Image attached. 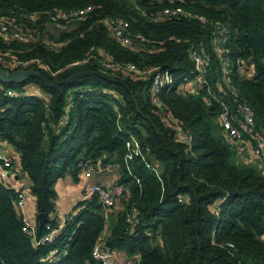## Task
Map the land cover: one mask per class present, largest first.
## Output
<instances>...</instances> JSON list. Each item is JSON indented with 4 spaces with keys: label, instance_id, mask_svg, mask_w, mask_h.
Returning a JSON list of instances; mask_svg holds the SVG:
<instances>
[{
    "label": "trees",
    "instance_id": "16d2710c",
    "mask_svg": "<svg viewBox=\"0 0 264 264\" xmlns=\"http://www.w3.org/2000/svg\"><path fill=\"white\" fill-rule=\"evenodd\" d=\"M87 5L93 9L84 20L49 31L50 14ZM7 20L33 36L21 42L0 33L2 56L38 58L56 71L34 66L50 82L82 74L57 86L36 76L0 81V140L18 154L37 211L52 212L55 183L76 176L80 160L115 166L114 183L127 192L123 207L107 214L96 195L84 199L56 239L66 254L49 257L53 245H36L22 232L16 190L0 181V264H95L100 233L108 248L138 256V264H264V173L233 162L242 147L219 123L223 103L235 111L244 102L264 142V0H0V25ZM111 20L128 23L131 46L113 36ZM223 30L220 53L215 39ZM199 48L202 82L183 90L182 75L194 68L190 53ZM240 63L253 67L252 77ZM154 67L176 74L160 89L159 105L152 73L142 71ZM30 83L40 95L6 94ZM132 140L137 153L126 159ZM131 206L136 218L128 224Z\"/></svg>",
    "mask_w": 264,
    "mask_h": 264
},
{
    "label": "built area",
    "instance_id": "2783aa9c",
    "mask_svg": "<svg viewBox=\"0 0 264 264\" xmlns=\"http://www.w3.org/2000/svg\"><path fill=\"white\" fill-rule=\"evenodd\" d=\"M92 6L87 5L77 10L71 12H58V15H49V23L55 24L58 27H65L73 21L84 20L88 14L92 11ZM167 9L164 10V13H168ZM181 12L180 8H176L173 10V13ZM7 24L0 25V33L10 39H14L17 41L25 42L32 39V34L24 29V27L20 24H14L10 20L6 21ZM109 28L112 31L114 37H116L121 43L127 46L132 45V39L130 37V33L128 31V23L123 21H110ZM221 34V39H215V41L220 43L219 51L220 53H225L226 49L222 47V43L226 40V30H223L219 33ZM54 44V43H50ZM190 56L193 60L194 68L188 70L186 73L182 75V81L184 85H188L190 83H201L203 76L205 74V66H206V54L203 48L193 49L190 53ZM79 61H73L70 65H77ZM102 63H106V65L114 68H118V65L110 63L109 61L102 60ZM223 64L228 65V58H223ZM34 66L39 67L47 71L51 75H55L56 71H52L51 68L39 60L38 58H30V59H21L18 57H4L0 54V67L6 69L8 71H28L35 70ZM127 69L130 71H139V69L134 65L130 64L127 66ZM239 70L241 73L245 74L247 77H252L253 67L251 65H246L245 63H240ZM146 73H152L151 80V95L152 101L157 105L160 104V100L158 97V93L161 88L169 87L173 84L174 78L176 77L175 73H172L168 69H161L159 67H154L150 70H142ZM40 89L30 83L28 85H24L19 90H6V94L9 96H25V95H38V92L41 94ZM37 91V92H36ZM66 109L65 112L69 110L72 106L71 95L67 96L66 99ZM223 113L220 117V125L226 134L227 138L235 141L243 147V150L247 151L250 155L258 157L260 159H264V142L260 137V134L256 132L254 115L251 111V108L244 102H236L235 111H232L230 106L226 103L222 105ZM66 118V114L62 116L61 120ZM63 122V121H62ZM184 138L188 139L189 136L184 134ZM128 152L125 154L126 159H130L132 154L137 153V143L132 140L126 143ZM0 181L4 183L7 187L11 188L7 183V180L10 176L20 169L16 165L13 159L9 157H0ZM77 167L79 171H81L84 175L90 174H100L104 173L107 169L110 168L109 164H102L100 162H85L80 160L77 163ZM127 192V188L123 184H100V183H90L87 186L86 190V198H90L92 195H96L105 214L109 211H114L117 205V201L122 199ZM28 198V194L24 190H16V200L15 207L18 211L21 218V230L27 236H29L36 245H44L51 244L53 247L48 251L49 257H55L66 254L67 244H58L57 237L62 232L65 223L71 219V216H65L63 221L60 223H54L53 220L50 219L49 222L43 225L44 232L41 235L37 234L38 223L36 219L29 215L26 212V200ZM136 218V210L134 207H130L125 216V221L128 224H133ZM104 233H100L96 238L94 245L91 249V258L95 262V264H115V252L108 248L104 244ZM227 245L232 246L231 243H227ZM139 258L138 256L128 257L124 264H138Z\"/></svg>",
    "mask_w": 264,
    "mask_h": 264
},
{
    "label": "crops",
    "instance_id": "0c3cea01",
    "mask_svg": "<svg viewBox=\"0 0 264 264\" xmlns=\"http://www.w3.org/2000/svg\"><path fill=\"white\" fill-rule=\"evenodd\" d=\"M68 26V25H66ZM65 26V27H66ZM197 83H190L183 87V90H193L197 87ZM37 92V91H36ZM38 95L40 93L38 92ZM248 155V158L246 157ZM0 157H9L14 160L16 163V158L18 154L7 145L4 141L0 140ZM237 159L238 164L245 166V165H252L256 166L261 172L264 173V159H260L253 155H250L243 147L237 150V155L235 156ZM1 161V158H0ZM111 170L107 169L104 173L100 174H90V175H83V177L77 173L76 176H72L71 174H66L64 177L57 180L55 183V191L56 195L54 197V209L48 215V219L53 220L54 223H60L63 221L64 217L67 216H74L79 209V204L86 198V190L87 186L90 183H102L104 185L113 184L114 179L116 178L118 171L117 168L111 166ZM71 175V176H70ZM19 171L12 174L10 178L7 180V183L10 187L14 190H27L30 191L31 183L28 179L25 178ZM99 181V182H97ZM29 198V195H28ZM26 200V212L33 216L36 219V213L38 212L36 209V199L34 196L30 197ZM122 200L117 201L116 208L114 209L115 212L119 211L123 205L121 204ZM108 221V224L111 226L114 223V217ZM37 221V219H36ZM38 223V222H37ZM115 252V264H124L127 260V256L120 251Z\"/></svg>",
    "mask_w": 264,
    "mask_h": 264
},
{
    "label": "water",
    "instance_id": "95a60500",
    "mask_svg": "<svg viewBox=\"0 0 264 264\" xmlns=\"http://www.w3.org/2000/svg\"><path fill=\"white\" fill-rule=\"evenodd\" d=\"M81 75L82 74H78V75L72 76L66 80H63V81L50 82L47 78H45L43 75H41L36 70H28V71L15 70L12 72H8L6 69L0 67V81L4 82V83L20 82V81L27 79L30 76H36V77H39L42 80V82L48 86H57L61 83H67V82L71 81L72 79H75ZM36 219L38 222V228L42 229L43 225L48 220V215L45 212H37L36 213Z\"/></svg>",
    "mask_w": 264,
    "mask_h": 264
},
{
    "label": "rangeland",
    "instance_id": "374dc122",
    "mask_svg": "<svg viewBox=\"0 0 264 264\" xmlns=\"http://www.w3.org/2000/svg\"><path fill=\"white\" fill-rule=\"evenodd\" d=\"M69 27V25L68 26H66V27H58V26H56L55 24H52V23H49V31L50 32H52V33H57L59 30H61V29H66V28H68ZM246 157H247V159H249L248 158V155L246 154ZM233 162L236 164V165H238V166H242V165H240V164H238V162H237V159L236 160H234L233 159ZM112 168H111V166H110V168H109V170H111ZM80 172V171H79ZM78 172V173H79ZM21 173V172H20ZM23 176H25V174H23V173H21ZM82 177H83V175H82V172H80L79 173ZM71 176V175H70ZM27 177V176H26ZM25 177V178H26ZM26 179H28V177L26 178ZM29 180V179H28ZM97 182H99V181H97ZM100 184H102V183H100ZM17 190V189H16ZM26 192H27V194L29 195V198L30 197H32V196H34L32 193H31V191H27V190H25ZM28 198V199H29Z\"/></svg>",
    "mask_w": 264,
    "mask_h": 264
}]
</instances>
